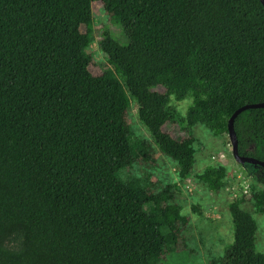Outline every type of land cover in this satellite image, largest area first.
<instances>
[{"label": "trees", "instance_id": "trees-1", "mask_svg": "<svg viewBox=\"0 0 264 264\" xmlns=\"http://www.w3.org/2000/svg\"><path fill=\"white\" fill-rule=\"evenodd\" d=\"M94 3L126 41L102 33L98 76ZM172 100H190L184 115ZM133 101L148 140L128 123ZM261 102L259 0H0V264H161L187 250L189 218L177 186L153 181L156 154L185 183L193 128L227 132L235 110ZM234 130L239 155L264 162V108L239 114ZM243 165L254 184L228 204L232 243L210 264H264L257 223L241 208L264 212V168ZM225 176L222 165L194 174L213 194Z\"/></svg>", "mask_w": 264, "mask_h": 264}, {"label": "rangeland", "instance_id": "rangeland-1", "mask_svg": "<svg viewBox=\"0 0 264 264\" xmlns=\"http://www.w3.org/2000/svg\"><path fill=\"white\" fill-rule=\"evenodd\" d=\"M101 3L92 5L95 40L89 47L92 62L89 71L98 76L107 64L104 53L99 48L102 33H109L120 43L126 42L118 26L112 24L105 14ZM172 106L180 115H184L190 100L175 102ZM136 102H131L128 113V123L134 131L135 138L148 140L149 134L140 123L137 116ZM165 130L174 138L180 139L184 133L178 126L167 125ZM195 165L193 175L185 183H180L176 175V166L167 157L156 154L157 167L152 171V179L159 186L174 184L175 201L182 206V214L189 218V227L183 234L186 238L187 250L170 253L161 264H210L211 259L222 257L224 250L232 243V222L228 212V204L242 194L251 192L254 184L244 165L238 164L232 155L228 132L215 131L197 124L193 130ZM222 165L226 169L223 180L224 187L219 194L211 193L194 178V174L202 172L207 166ZM143 168L135 166L130 172L142 175ZM188 186V187H186ZM261 185H257L260 190ZM163 203H158L162 206ZM199 206L201 215L191 210L192 206ZM241 208L250 212L257 223L256 249L264 254V212L256 213L252 204L244 203Z\"/></svg>", "mask_w": 264, "mask_h": 264}, {"label": "water", "instance_id": "water-1", "mask_svg": "<svg viewBox=\"0 0 264 264\" xmlns=\"http://www.w3.org/2000/svg\"><path fill=\"white\" fill-rule=\"evenodd\" d=\"M259 1L261 2V4L264 7V0H259ZM258 108H264V102L244 105V106L238 108L237 110H235L227 121V132H228V137H229V141H230V145H231V151H232L233 158L238 164L243 165V164L249 163V164L254 165L255 167H263L264 168V162L259 161L253 157H250V156L239 155V153H238V140H237L236 133L234 130V121L239 114H241L242 112L249 110V109H258Z\"/></svg>", "mask_w": 264, "mask_h": 264}, {"label": "built area", "instance_id": "built-area-1", "mask_svg": "<svg viewBox=\"0 0 264 264\" xmlns=\"http://www.w3.org/2000/svg\"><path fill=\"white\" fill-rule=\"evenodd\" d=\"M186 187H188V186H186Z\"/></svg>", "mask_w": 264, "mask_h": 264}]
</instances>
